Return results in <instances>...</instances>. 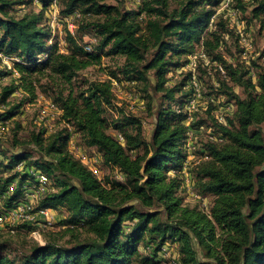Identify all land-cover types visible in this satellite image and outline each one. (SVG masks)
<instances>
[{
	"label": "trees",
	"instance_id": "trees-1",
	"mask_svg": "<svg viewBox=\"0 0 264 264\" xmlns=\"http://www.w3.org/2000/svg\"><path fill=\"white\" fill-rule=\"evenodd\" d=\"M114 1L56 0L59 16L73 23L72 33L63 26L60 51L45 23L53 0H0V53L15 58L0 71V78H11L0 82V123L12 120L19 128L24 104L42 93L60 110L62 125L48 136L34 127L25 143L37 151L0 150V212L24 200L27 186L36 183L31 172L39 171L48 190L32 213H64L55 219L58 232L26 253L16 256L0 242V264H163L164 248L175 255L165 264H264V49L256 60H240L248 51L236 28L215 15L223 0H141L136 10ZM33 4L38 12L25 10ZM227 6L252 7L248 23L258 21L264 30V0H228ZM197 46L207 58V65L196 64L207 109L186 124L180 109L193 93L191 72L181 71L171 86L168 81ZM103 57H121L122 66L107 68L106 81H81L79 74L100 66ZM112 80L160 93L150 137L141 119L116 106ZM15 94L21 98L11 100ZM145 99L149 111L151 97ZM201 128L215 140L206 135L188 148V131ZM71 136L79 138L76 146L100 154V172L107 174L94 176L68 151ZM190 155L198 157L187 162L199 198L192 207L180 196ZM115 171L123 181L111 175ZM19 229L28 234L32 227L9 228Z\"/></svg>",
	"mask_w": 264,
	"mask_h": 264
},
{
	"label": "rangeland",
	"instance_id": "rangeland-1",
	"mask_svg": "<svg viewBox=\"0 0 264 264\" xmlns=\"http://www.w3.org/2000/svg\"><path fill=\"white\" fill-rule=\"evenodd\" d=\"M103 3L108 4H115L114 0H101ZM141 1V0H140ZM140 1L137 3L135 0H124V7L127 10H136L140 4ZM228 2L226 0H223L220 5L216 8V14L219 16L222 14L223 18H229L230 24L235 31H240L241 33L247 35V38L250 40V49L248 50L247 54L240 58L241 61L250 62L249 60L255 59L258 57L260 52L264 49V30L260 31V23L258 21H250L248 23V19L250 18L249 11L252 7H249L245 11H234L231 9L232 7L227 6ZM58 9V7H57ZM57 9L51 8L50 6L45 12V23L49 21L52 15H56ZM23 10V8H22ZM26 11L32 10L33 12H38L40 10V6L37 4H33L32 6H28L25 9ZM143 16L140 15L138 20L141 22L143 20ZM57 27L56 34H55V41L60 45V48L64 45V36L65 31L62 27ZM233 40L236 38V36L233 33ZM230 45V40L228 41ZM230 50L234 52V48L230 45ZM152 49V46H149L147 49V52H149ZM189 62L194 61L195 64L198 62L207 65V58H205V55L203 54V51L200 47H196V52L188 57ZM206 61V62H205ZM188 62V63H189ZM123 58L121 57H114V58H102V64L97 67H90L85 69L79 74L81 81H92V82H103L107 80V68H111L114 70L117 67L122 66ZM261 65H264V59H261L259 62ZM9 65L11 66V63L7 60H0V71L5 70V67ZM197 69L195 68V71ZM181 71H189L187 66L184 67L183 70L178 69L176 73L169 75V81L168 86L173 85L174 83L178 82L181 79V76H178ZM194 71V72H195ZM10 77L6 78H0V82L2 81V84H8L10 81ZM152 84H154V81H151ZM112 85V92L115 98V104L118 108H121L125 114L132 115L136 118L141 119L142 125H143V132L144 135L148 138L151 135L153 125L155 122V116L154 112L157 108V105L159 103V97L160 93H156L154 90L150 89L148 92H144L142 90L141 85H134L133 83H127V82H114L111 81ZM234 91L241 96V91L239 88H235ZM148 94L151 97L150 101V110L148 111L147 108V101L145 99V95ZM20 99L21 94H15L13 97H11V100ZM36 100H39V102L34 101L32 104H24L22 109V115L16 117V121L19 122V128H16V124L13 123V121H9L7 123H0V150L7 151L8 153H14L18 152L21 149L26 150H32L37 151V148L34 145H31L29 143H25L26 140L30 137V134L32 131H34V127L36 126L34 124V119L36 117V114L39 110V106L44 105L45 101H51L50 97H48L46 94L38 93ZM37 102V103H36ZM2 110V108H0ZM203 113L199 112L198 116H202ZM57 122V123H56ZM62 125L58 120L55 121V130L60 128ZM200 133V134H199ZM112 135L115 134V132H111ZM199 134V135H198ZM206 131L198 132L196 135V140L194 143L198 144L200 141L204 142L206 141ZM19 141V143H15L14 140ZM77 141H79L78 137H75ZM192 151L196 150V146L191 148ZM190 150V151H191ZM192 153V152H191ZM193 156V155H192ZM43 158H48L45 156V154L42 153ZM1 158V157H0ZM193 157L190 158V160ZM194 158L198 159V157L194 156ZM193 158V159H194ZM195 159V161H196ZM1 161V159H0ZM191 162V161H190ZM102 163V162H101ZM101 163L99 166H101ZM192 163L189 167V169H192ZM105 174H107V170L103 169L102 172L99 173L98 177H101ZM111 175L118 181H123V177L118 172H113ZM193 181V180H192ZM76 183V181H74ZM180 196L184 198V204L188 205L190 207L199 204L197 199H199L197 196L194 195L193 187L190 188V190H187V188H182L180 192ZM210 199L206 198L205 203L208 204ZM136 203V201H135ZM137 204V203H136ZM0 207L2 205L0 204ZM140 209L146 210L145 208ZM163 212V211H161ZM64 213L62 211H53L54 219H57L58 221L61 220ZM165 215L162 214L161 218H164ZM25 224V223H24ZM60 227L55 226V220L53 226L48 229L42 230V237L40 239L36 238L30 239V236L25 232V229H19L16 231L11 232L9 228L0 227V242H7L8 247L11 250V253L18 256L23 253L28 252L31 248L35 247V245H40V242L44 244L46 241H48L49 234L52 235V233L58 232ZM29 236V237H28ZM174 252L172 249H169V252L165 255L163 258V264H165L168 260L171 261L174 257ZM165 262V263H164Z\"/></svg>",
	"mask_w": 264,
	"mask_h": 264
},
{
	"label": "built area",
	"instance_id": "built-area-1",
	"mask_svg": "<svg viewBox=\"0 0 264 264\" xmlns=\"http://www.w3.org/2000/svg\"><path fill=\"white\" fill-rule=\"evenodd\" d=\"M135 1L138 3L140 0H135ZM226 1L228 2V0ZM50 7L57 9L56 0H53ZM46 24L51 29V38L55 36L56 29L58 26L62 28L63 26L66 25L68 31L70 33L73 32V23L71 21V17L61 18L59 16L58 9H57L56 15H52L49 21L46 22ZM236 32L239 36V43L241 44V46L244 48L245 51H248L250 49V40L247 38V35L241 33L238 30ZM64 47H65V43L63 47L61 48L59 45L60 51H63ZM0 60L2 61L7 60L11 62V60H15V58H8L7 56H4L0 53ZM6 68L10 69L11 66L7 65ZM187 68L191 72V75H192L190 79V86L193 89V93H192V96L188 99L187 103L183 106V108L180 109V111L184 112L187 115V119L185 123L189 124V122L193 119V114L195 112H198L199 110L204 111L207 109V102L203 100V97L201 94V84L196 76L195 62L190 61L187 65ZM183 69L184 68H182L181 70ZM251 76H252L253 82H255V76L253 72ZM35 101L39 102V100H35ZM230 108H231L230 106L226 107V111L229 112ZM60 114H61L60 110L52 103V101H45L44 105L41 104V106H39V110L34 119V124L37 127L44 128V131H45L44 133L46 136H48L51 133L55 132V128H54L55 121L60 120ZM216 118L219 121H221L222 113L216 114ZM201 131H203L202 128L197 132L188 131L187 144H186L188 148L192 147L191 145L193 144V141L195 142L197 133ZM209 132L210 130H207L206 134L209 136L210 139L215 140V138L209 135ZM116 137L119 140V142H123V138L121 137V135H117ZM67 149L94 176L96 177L99 176V173H100L99 165L102 162V158L99 153H97L95 150H92V149L88 150V149H83L79 146H76L74 136L70 137L68 141ZM191 157L193 156L190 155L188 157V160L185 162L181 170V175L184 180L182 188H185V189L187 188V190H190V188L193 187V181L191 180L188 174V171H187V162L190 161ZM18 169H21V168L19 167ZM31 173L34 176L36 183L32 186H27L24 200L21 203H19L15 208L9 211L0 212V227L15 228L16 226L22 225L24 223L30 224L32 229L28 233V235L30 236V239L32 238L35 240L36 238L40 239L42 237L41 232L43 229H48V228H51V226H53L55 219L53 216V211L48 210V209H41L35 213H32V211L36 207L38 200L48 189H47V178L44 174L40 173L39 171H32ZM12 188L13 187H10L9 190L12 191ZM40 244L42 243L40 242ZM168 252H169V249L164 248L162 257L164 258ZM173 258H175V256Z\"/></svg>",
	"mask_w": 264,
	"mask_h": 264
}]
</instances>
